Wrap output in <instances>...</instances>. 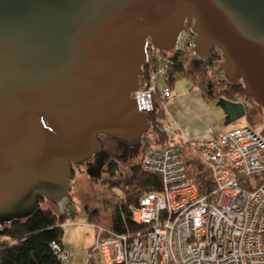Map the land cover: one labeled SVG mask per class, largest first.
<instances>
[{
    "label": "water",
    "instance_id": "1",
    "mask_svg": "<svg viewBox=\"0 0 264 264\" xmlns=\"http://www.w3.org/2000/svg\"><path fill=\"white\" fill-rule=\"evenodd\" d=\"M186 29L264 113V0H0V227L68 207L100 136L148 143L147 46L170 52Z\"/></svg>",
    "mask_w": 264,
    "mask_h": 264
},
{
    "label": "built area",
    "instance_id": "2",
    "mask_svg": "<svg viewBox=\"0 0 264 264\" xmlns=\"http://www.w3.org/2000/svg\"><path fill=\"white\" fill-rule=\"evenodd\" d=\"M186 29L175 49L187 41ZM168 57L150 43L144 85L135 92L139 112L150 114L158 94L164 101L176 92L164 85ZM144 66V67H145ZM159 126V125H158ZM151 125V129H152ZM171 134L167 125L159 126ZM264 124L236 127L218 137L178 141L148 147L141 159L146 173L158 175L162 189L143 195L130 206L139 229L120 234L93 225L95 242L89 261L94 264H264ZM211 173L213 189L200 194L188 177L183 147ZM71 220V219H69ZM62 264H71L74 252L53 242Z\"/></svg>",
    "mask_w": 264,
    "mask_h": 264
},
{
    "label": "trees",
    "instance_id": "3",
    "mask_svg": "<svg viewBox=\"0 0 264 264\" xmlns=\"http://www.w3.org/2000/svg\"><path fill=\"white\" fill-rule=\"evenodd\" d=\"M188 39L186 46L192 49L194 37L190 33ZM163 53L169 59L164 85L173 89L177 81L187 78L192 82V89L200 90L206 100H215L224 94V88L229 83L224 80L223 73L219 70L223 60L218 50L214 49L208 57L193 67L189 66L184 49ZM154 102V111L147 114L153 127L145 135L148 143H144V150L152 145L170 142L169 135L159 128L164 125L167 101L157 94ZM182 151L188 177L196 183L200 194H207L213 189L209 169L195 157L189 146H184ZM74 167L71 166L72 180L76 175ZM106 173L109 176V188L120 189L123 197L112 206L110 213L87 209L90 224L103 225L120 234H133L139 226L133 222L130 206L137 205L140 198L147 193L161 191V179L158 175L146 173L141 160L131 165L126 173L121 172L116 163L111 164ZM44 201L46 200H43L42 204ZM42 204L41 208L28 218L15 220L0 227V264H62L51 245L53 242L62 245L64 224L69 219H74L77 212L70 214L65 208L57 214L50 208L42 207Z\"/></svg>",
    "mask_w": 264,
    "mask_h": 264
},
{
    "label": "rangeland",
    "instance_id": "4",
    "mask_svg": "<svg viewBox=\"0 0 264 264\" xmlns=\"http://www.w3.org/2000/svg\"><path fill=\"white\" fill-rule=\"evenodd\" d=\"M188 40L184 41L183 45L182 43L179 44H181L180 46H183L181 49H184L187 52L189 66L193 67L200 62L194 59L193 52L191 51L192 49L187 48L186 45ZM189 85L192 86V82L189 79L181 78L177 81L175 90L179 91L182 87ZM231 93L235 92L227 85L224 97L228 98ZM237 98V107L239 108L236 112L238 113L237 119L234 118L235 116L233 113L230 114V112H228L227 104L222 98L215 99L218 101L217 105L219 104V108L214 104V114L220 119V125L225 127L227 121V125H234L230 129L236 127H261L264 124V113L262 109L257 106L254 101L243 97L242 95H238ZM164 124L166 125L165 120ZM168 135L170 141H176L172 135ZM152 146L157 147L158 145ZM144 152L145 150L133 160L119 162L118 166H120L121 172L126 173L131 165L139 162L142 159ZM74 171L76 175L71 181L72 190L70 192L72 201L66 209L70 214L73 213V211H76L77 214L74 219L71 218V220H68L67 223L64 224L63 240H68L74 245L72 251L75 256L73 257L71 264H94L89 261V252L95 242L96 232L94 229H90L94 227L90 224L86 210L99 209L101 212L110 213L112 206L117 204L119 199L123 197V193L118 188H109L107 183L109 176L106 173L101 177L91 178L86 173L85 166H75ZM42 207L50 208L57 214L61 212L59 206L50 201H44Z\"/></svg>",
    "mask_w": 264,
    "mask_h": 264
},
{
    "label": "crops",
    "instance_id": "5",
    "mask_svg": "<svg viewBox=\"0 0 264 264\" xmlns=\"http://www.w3.org/2000/svg\"><path fill=\"white\" fill-rule=\"evenodd\" d=\"M173 90L176 95L165 105V123L176 141L183 136L188 142L195 143L216 138L221 133L232 130L230 128L234 125H227L226 121V126H221L220 119L214 114V104L217 105V100L204 99L200 90L192 89L190 85L182 87L179 91L175 90V87ZM222 99L227 104L228 112L234 115L239 109L236 102L233 98ZM62 245L73 250L74 245L68 240H62Z\"/></svg>",
    "mask_w": 264,
    "mask_h": 264
},
{
    "label": "flooded vegetation",
    "instance_id": "6",
    "mask_svg": "<svg viewBox=\"0 0 264 264\" xmlns=\"http://www.w3.org/2000/svg\"><path fill=\"white\" fill-rule=\"evenodd\" d=\"M239 84H241V82ZM228 86L235 92L231 93L228 98H233L236 104H238V95L246 97L242 93V91L239 90L238 84H228ZM225 88L224 94L220 98L224 97ZM100 139L103 142L104 149L93 154V156L87 162L81 165L86 167V173L91 178H98L103 176L108 170L109 166L113 163L118 164L119 162H126L128 160L137 158L140 154L143 153V150L145 148L142 140L140 142L137 140L123 141L109 136H100Z\"/></svg>",
    "mask_w": 264,
    "mask_h": 264
}]
</instances>
